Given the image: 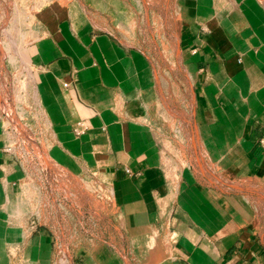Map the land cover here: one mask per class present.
I'll list each match as a JSON object with an SVG mask.
<instances>
[{"label":"crops","instance_id":"1","mask_svg":"<svg viewBox=\"0 0 264 264\" xmlns=\"http://www.w3.org/2000/svg\"><path fill=\"white\" fill-rule=\"evenodd\" d=\"M180 7L178 49L190 75L191 108H180L190 118L181 119L174 139L187 165L174 162L175 176L163 163V136L155 130L164 119L152 106L151 70L139 49L119 44L110 32L97 34L70 13L45 14V42L33 60L57 138L51 157L68 173L105 179L115 241L130 264H264L257 239L264 213L257 214L249 188L264 187L258 148L264 137V0H180ZM107 8L122 13L124 6L116 0ZM2 134L0 122V146ZM203 165L216 174H200ZM22 171L0 153L3 210L20 203L27 208L12 186ZM32 236V248L37 243L49 259L48 232L41 228ZM98 256L101 264H128L113 250ZM94 258L89 250L76 252L68 264H97Z\"/></svg>","mask_w":264,"mask_h":264},{"label":"rangeland","instance_id":"2","mask_svg":"<svg viewBox=\"0 0 264 264\" xmlns=\"http://www.w3.org/2000/svg\"><path fill=\"white\" fill-rule=\"evenodd\" d=\"M118 1L124 6L122 13L107 8L116 0H0V153L7 154L24 171L23 178L14 180L12 186L23 193L27 205L25 209L20 203L17 209L3 210L0 204V264H68L66 255L59 259L55 237L62 241V252L75 245V253L89 250L93 261L101 264L98 255L108 249L130 264L123 247L113 239V198L105 179L94 172L84 178L53 163L51 151L57 146V138L41 104L40 69L33 62L45 42V14L62 17L70 13L81 25L95 27L97 34L110 32L119 44L139 49L136 52L151 70L152 106L164 119V125L155 130L163 136L159 139L165 151L163 163L174 174L179 171L177 166L187 165L179 138L174 139L179 137L181 119L190 118L189 114L181 115L180 108H191L190 75L181 64L178 49L180 0ZM124 17H130V22ZM160 128L168 131L161 133ZM82 133L78 126L73 129L76 138ZM203 151L206 161L205 147ZM204 166L198 172L210 176L213 167ZM249 188L256 193L252 203L257 214H263L264 187ZM41 228L52 238L49 259L39 253L37 243L32 248V235Z\"/></svg>","mask_w":264,"mask_h":264},{"label":"built area","instance_id":"3","mask_svg":"<svg viewBox=\"0 0 264 264\" xmlns=\"http://www.w3.org/2000/svg\"><path fill=\"white\" fill-rule=\"evenodd\" d=\"M64 87H69V84L68 83H65L64 84ZM258 148L261 150V151H263L264 152V137L263 138H261L260 140H259V142H258ZM127 173L128 174H132L131 173V171L130 170H127ZM133 175V174H132ZM135 176V175H134ZM229 183H231V184H235L234 182H229ZM228 183V184H229ZM222 189H223V187H219V190H221L222 191ZM228 191H230V190H228ZM111 225H112V220H111ZM113 226V225H112ZM115 231H116V228H115ZM115 231H114V235H113V239H115ZM118 231V230H117ZM120 231V230H119ZM119 233V236L121 237V240H123V235H122V233L121 232H118ZM54 236V235H53ZM257 239H258V241L264 246V228L263 227H260V230H259V232H258V234H257ZM110 242V241H109ZM123 242V241H122ZM55 247L57 248V252H58V254H59V259H64V255H66V258H67V260H73V258H74V256H75V252H74V250H75V245L71 248L70 247V249H69V247L67 248L68 250L67 251H64V252H62L61 251V249H60V247H61V243H62V241L60 240V239H58V238H56L55 237ZM73 243H75V241L73 242ZM108 244H110V246H112V247H114L115 249H116V247L115 246H113V244L112 243H108ZM65 258V259H66Z\"/></svg>","mask_w":264,"mask_h":264}]
</instances>
